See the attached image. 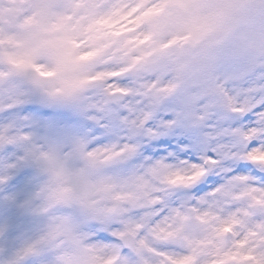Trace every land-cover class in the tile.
Returning a JSON list of instances; mask_svg holds the SVG:
<instances>
[{
	"label": "clouds",
	"instance_id": "obj_1",
	"mask_svg": "<svg viewBox=\"0 0 264 264\" xmlns=\"http://www.w3.org/2000/svg\"><path fill=\"white\" fill-rule=\"evenodd\" d=\"M238 87L242 107L264 102V0H0V264L34 239L39 255L21 264H163L157 253L191 255L189 242L197 264L219 259V220L249 204L232 197L251 185L232 177L254 175L264 201V120L233 121L228 151L211 134ZM140 100L182 114L167 116L175 156L153 151L146 127H121L122 105ZM123 137L136 154L98 151ZM260 224L256 210L223 246L252 232L244 251L264 248Z\"/></svg>",
	"mask_w": 264,
	"mask_h": 264
},
{
	"label": "snow or ice",
	"instance_id": "obj_2",
	"mask_svg": "<svg viewBox=\"0 0 264 264\" xmlns=\"http://www.w3.org/2000/svg\"><path fill=\"white\" fill-rule=\"evenodd\" d=\"M261 91H264L262 89ZM234 95L228 96L225 103L227 107L231 108L232 116L229 119L220 117L215 121L212 126V135L216 137L219 143L220 150L228 151L231 148L230 143H223V141L233 138L237 134V130L233 127V121L235 123H242L247 121L249 124L257 120V118L264 120V112L260 109H264V102L256 107H242L238 102V96L244 92L242 87L233 89ZM183 103V101H182ZM239 109V110H237ZM102 111V109H101ZM159 114H154L153 110L145 106L143 100L132 101L122 105V112L119 116V122L121 127L125 126H136L146 127V136L152 142L150 147L153 151H166L169 156H175V151H169V144L171 138V132L176 127V121L168 119L169 113L180 116L182 114L177 113L174 106L161 105L158 109ZM207 116V111L199 117H193L194 123H199L204 120ZM95 121L96 125L102 129L107 128V124L104 123L103 119L93 116L91 117ZM150 126H147L149 125ZM176 145V149L179 151L187 152L189 145L182 143L179 139L172 138ZM258 141L251 139L248 143V148L256 146ZM139 150V145L131 141L128 137L118 138L117 142L111 145H104L101 149H98L102 153L103 157H106L108 161L113 159H123L128 156L136 154ZM150 160L151 157H145ZM240 169L248 170L252 168L250 161H242L239 165ZM233 169L224 168L221 170V174L227 177ZM255 172V169H252ZM233 180L240 181L245 184L251 185L246 189L245 192L232 197L234 200L247 199L249 204L245 207L237 209L235 212L229 213L225 218L219 220V226L215 230V236L218 238L213 242L212 255L218 257L212 262V264H229L230 261H235L237 264H244V262L254 259L256 264H264V248L248 247L244 251L245 246L248 244L249 235L252 232H247L245 236L237 241H234L231 247L225 248L223 246V237L230 228L240 227H251L254 219V211L259 210L261 214H264V201L257 200L256 197L259 194V190L255 187L257 183L254 175H239L233 176ZM261 229H264V224L257 225ZM254 232V229H253ZM260 235H264L261 232ZM41 239H34L26 241L22 246L15 248L12 255L9 256L8 264H21V257L39 255L40 253ZM188 247L191 249V255L182 257H169L167 253H157L164 257L163 264H197L196 253L199 248L197 244L189 242ZM135 251L139 252L140 248H135Z\"/></svg>",
	"mask_w": 264,
	"mask_h": 264
},
{
	"label": "rangeland",
	"instance_id": "obj_3",
	"mask_svg": "<svg viewBox=\"0 0 264 264\" xmlns=\"http://www.w3.org/2000/svg\"><path fill=\"white\" fill-rule=\"evenodd\" d=\"M20 240H21V236L18 234V235H17L16 237H14L13 240L11 241L12 246H15V245L19 244V243H20ZM34 259H35V261H36V264H39V258L37 257V258H34Z\"/></svg>",
	"mask_w": 264,
	"mask_h": 264
}]
</instances>
